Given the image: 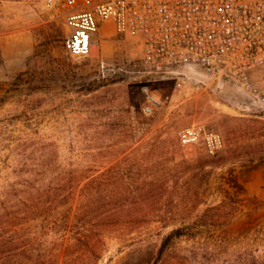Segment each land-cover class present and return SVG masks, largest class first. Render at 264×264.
Here are the masks:
<instances>
[{"label":"rangeland","instance_id":"rangeland-1","mask_svg":"<svg viewBox=\"0 0 264 264\" xmlns=\"http://www.w3.org/2000/svg\"><path fill=\"white\" fill-rule=\"evenodd\" d=\"M66 34L41 0H0V264H133L179 224L200 248L220 243L214 264L264 256V114L245 111L231 83L178 92L110 28L79 60ZM143 88L159 102L149 117ZM192 125L220 134L224 149L182 148L178 133ZM197 160L209 162L203 171ZM229 173L245 194L227 216L210 208ZM190 177L204 182L197 199ZM192 244L175 240L161 261Z\"/></svg>","mask_w":264,"mask_h":264},{"label":"built area","instance_id":"built-area-1","mask_svg":"<svg viewBox=\"0 0 264 264\" xmlns=\"http://www.w3.org/2000/svg\"><path fill=\"white\" fill-rule=\"evenodd\" d=\"M62 18L66 55H91L100 30L133 39L149 73L175 81L178 92L211 85L238 86L245 111L264 114V0H41ZM149 117L158 100L143 88ZM182 148L198 146L208 157L224 149L222 136L201 125L179 131Z\"/></svg>","mask_w":264,"mask_h":264},{"label":"trees","instance_id":"trees-1","mask_svg":"<svg viewBox=\"0 0 264 264\" xmlns=\"http://www.w3.org/2000/svg\"><path fill=\"white\" fill-rule=\"evenodd\" d=\"M209 162L197 160L196 165L198 166V171H203V168L208 165ZM192 170H190L186 175H190ZM230 176L228 178H224L225 181L224 185H227V190H222L224 193V200H222L221 204L217 207L210 208L211 211H218L222 210L225 211L226 215H232L237 207L235 206L234 202L232 200H235L238 195L245 194V190L243 188V185H241L238 182V179L233 176L231 173H229ZM193 175V173L191 174ZM190 175V176H191ZM195 175V174H194ZM197 179V176H195ZM192 180V181H190ZM190 185L191 187L187 189V193L191 198H198L199 191L201 190L200 187L204 184L203 181L194 180V178L190 177L189 181H187V185ZM81 215V214H80ZM79 216V215H77ZM196 226H214V224H207L205 222H197L195 223ZM167 224H163L161 228H167ZM181 238H186L187 241H192V245L186 248H182L179 250V254H177L175 260V264H214L216 263L217 258L219 257V254L215 252L217 247L219 250L222 249V246L219 245L216 247L214 246L215 250L214 252H210L209 248L205 247H198L196 240H194L193 236L190 234V229L188 226H185L184 224H179L178 226H173V228L168 232L161 240L160 247L155 254H144L141 258L138 259L137 262L133 264H167L164 261H161L163 255L166 253V250L168 247H170L175 240H179ZM214 244V243H213ZM216 245V242L215 244ZM177 252V250H175ZM124 264H129L127 261ZM132 264V263H130ZM225 264H264V256L256 257L254 255H247L244 257H236V260L231 262H227Z\"/></svg>","mask_w":264,"mask_h":264}]
</instances>
